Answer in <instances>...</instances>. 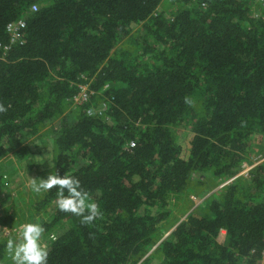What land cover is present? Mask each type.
I'll return each instance as SVG.
<instances>
[{
	"label": "trees",
	"instance_id": "trees-1",
	"mask_svg": "<svg viewBox=\"0 0 264 264\" xmlns=\"http://www.w3.org/2000/svg\"><path fill=\"white\" fill-rule=\"evenodd\" d=\"M163 1L0 0V160L57 122L50 174L74 175L100 212L83 223L43 192L33 209L49 211L44 234L57 231L48 264H261L264 163L238 175L250 138L264 137V18L247 0L158 12ZM20 18L23 44L3 51ZM80 83L95 95L75 107ZM98 102L104 117H88ZM196 173L231 182L162 240ZM14 218L9 208L1 228Z\"/></svg>",
	"mask_w": 264,
	"mask_h": 264
},
{
	"label": "rangeland",
	"instance_id": "rangeland-1",
	"mask_svg": "<svg viewBox=\"0 0 264 264\" xmlns=\"http://www.w3.org/2000/svg\"><path fill=\"white\" fill-rule=\"evenodd\" d=\"M169 8V3L164 0L158 12H167L170 10ZM138 29L139 26H134L132 32ZM117 49L131 50V47L126 42H121L115 48V50ZM67 113L68 117H72L70 112ZM187 131V129L178 128L176 130V136L181 139ZM56 133L57 122L48 124L36 136L26 140L18 151L6 154L0 160V242L6 243L9 238H15L18 234L19 226L24 223L38 222L42 224L48 220L49 211L36 212L33 209V204L43 192H33L31 190L30 180L36 179L38 181L39 178H46L50 174L53 166L48 165L54 161V141ZM262 163H264V137L254 135L249 140L248 156L246 161L243 162L242 170L238 177H244L249 170ZM205 178H202L198 173L193 175L191 182L194 181V183L190 185L189 190L191 192L187 196L190 203L186 204L180 200L172 201L174 206L173 218L162 229V240L174 230L176 225L184 221L189 213L195 211L211 195L217 193L222 187L231 182L230 180L228 182L213 184L206 181ZM242 182L245 181L243 180ZM9 208L14 211L15 218L13 227L8 230L1 228V221ZM56 232L54 230L48 234L43 233L42 242L48 246V243L53 239ZM224 241V233H221L217 238V242L222 244ZM159 243L153 247L149 254L157 249ZM1 264H13L7 250ZM261 264H264V253Z\"/></svg>",
	"mask_w": 264,
	"mask_h": 264
},
{
	"label": "clouds",
	"instance_id": "clouds-1",
	"mask_svg": "<svg viewBox=\"0 0 264 264\" xmlns=\"http://www.w3.org/2000/svg\"><path fill=\"white\" fill-rule=\"evenodd\" d=\"M7 109L0 104V113ZM48 165V164H47ZM48 166L54 167V161ZM31 190L36 193L56 189V206L59 211L81 217L83 223H91L100 215L98 206L90 200L81 182L71 174H48L46 178L30 180ZM45 229L38 222L24 223L19 226L15 238H9L6 249L13 264H48V248L42 242ZM54 239V237H53Z\"/></svg>",
	"mask_w": 264,
	"mask_h": 264
},
{
	"label": "built area",
	"instance_id": "built-area-1",
	"mask_svg": "<svg viewBox=\"0 0 264 264\" xmlns=\"http://www.w3.org/2000/svg\"><path fill=\"white\" fill-rule=\"evenodd\" d=\"M251 5V11L254 18H264V0H247ZM37 6H31V11L35 12ZM25 27V20L20 18L6 25L5 31L8 35V44L3 48V51H7L12 46L22 45L23 29ZM83 79V78H82ZM94 92L88 88V84L80 83L78 86L77 94L72 98V105L75 107L90 104L91 99L94 97ZM86 115L93 118H102L106 112V104L104 102H98L96 105L91 104L86 109ZM132 146V144H130ZM224 233V232H221Z\"/></svg>",
	"mask_w": 264,
	"mask_h": 264
}]
</instances>
